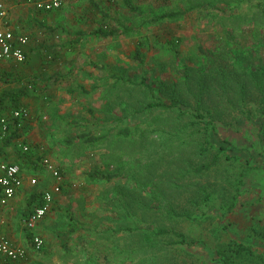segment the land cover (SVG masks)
<instances>
[{"label": "rangeland", "instance_id": "374dc122", "mask_svg": "<svg viewBox=\"0 0 264 264\" xmlns=\"http://www.w3.org/2000/svg\"><path fill=\"white\" fill-rule=\"evenodd\" d=\"M131 1L138 7L135 13L123 0L71 1L62 9L66 15L60 12L57 25L38 43L44 73L26 81L33 100L23 130L31 146L27 175L37 180L30 192L54 183L40 164L31 163L42 153L61 169L64 185L43 220L44 250L23 247L26 256L16 264H264V117L254 89H249L253 96L237 93L238 86L250 88L264 75V23L251 16L255 0L230 10L212 0ZM189 5L199 12L143 25ZM101 23L115 28L124 23L139 31L99 39L93 32ZM77 31L87 35L75 44ZM144 37L141 65L130 57ZM173 37L182 39L177 60L164 45ZM172 86L185 102L183 111L195 113L201 98L214 109L210 140L215 148L228 140L239 149L219 153L218 164L202 175L189 171V165L208 163L211 155L202 157L196 146L179 147L183 138L202 142V134L188 137L172 130L177 112L147 108L155 98L170 103ZM124 128L130 129L127 137L118 134ZM169 130L174 137L159 138ZM83 133L107 139L65 144ZM96 168L116 177L92 182L85 172ZM27 199L19 207L20 218L28 210ZM234 244L255 255L234 254Z\"/></svg>", "mask_w": 264, "mask_h": 264}, {"label": "trees", "instance_id": "16d2710c", "mask_svg": "<svg viewBox=\"0 0 264 264\" xmlns=\"http://www.w3.org/2000/svg\"><path fill=\"white\" fill-rule=\"evenodd\" d=\"M123 1H124V4L132 12L135 13L138 11V7L135 6L131 0H123ZM251 1L252 0H212V2L216 3L217 5H222V4L226 5L228 7V10L237 8L244 2L251 3ZM251 6H252V8L254 7V10H253L254 12L252 11V13H251L252 18L255 20L262 19L261 23H264V0H255V3ZM198 9L199 8H197L196 5H189L185 10L169 11V12L163 13V14H161V15L153 18V19L143 20L142 22H143V25H149V24L161 23V22H164L165 20H173V19H177V18H183L184 16H186V14L193 13L194 11L199 12ZM101 14L103 16V19L108 18V14L106 12L102 11ZM209 15H213V13H210ZM238 16H240V15H238ZM138 31H139V27L129 26V25H126L124 23H120L119 28H115L113 26L111 27V26H108L104 23L103 24L101 23L99 25V27L93 32V34L96 35L99 39L107 40V39H117L123 35L136 34ZM86 35H87V33L84 31L75 32V36H76L75 44L82 41L83 37H85ZM147 42H148L147 37H144L143 39H140L139 41H137L135 51L130 57L132 60L140 63L141 65H143L145 63V54L142 51V47ZM181 42H182L181 38L173 37L169 40H166V42L164 43L165 47L168 48L172 52L173 57L176 60L180 58ZM26 59H27V56H26ZM233 59L236 60L235 58H233ZM91 65L94 67H99L100 69H105V66H103V65H96V64H92V63H91ZM235 66H236V63L233 64L232 68H234ZM263 78H264V75L260 76V79L255 78L251 83H249L250 88H247L248 87L247 83H244L241 86H238L240 89L238 90L237 93L242 98H244L246 95H248V93L250 91L249 89H251V90L254 89V92L258 96L257 100H259V103H258L259 110L264 117V79ZM139 85L143 86L149 90H152V88L144 82H141ZM164 87L168 88V86H166V85ZM172 88H173V91L169 93L170 103L163 101L162 98H155L154 101L150 102L147 105V108H149L150 110H155V111H165L167 113L177 112L176 115H174V117H172L170 120L171 122L174 123L172 130L183 131V133L187 132L188 137H192L194 135L197 136L198 133L202 134V136H203L202 142L196 141V144H193L192 140L190 142H188L186 138H183L182 142L179 144L180 148H185L188 145L196 146L195 147L196 150L200 153V155L202 157H206V156L211 155L212 158H211L210 162H208V163H202V164H198L196 166L189 165V171H192L195 175H202L203 173L209 171L213 166L218 164V162L220 160L219 153H226L229 151H239V149H237L235 147V145H233L228 140H223L221 142V145L218 148H215L214 144L210 140V128L215 129L214 119H215L216 114L213 112L214 109L209 108L210 107L209 104L206 103L203 100V98H201L197 102V108H196V111H194L195 113L192 114L190 112L183 111L182 106L185 104V102L181 99L179 91L177 89L175 90L173 86H172ZM80 89H81L80 90L81 93L86 92V90H84V88H80ZM24 93H25V91L22 90L17 96H14V95H7V96L10 97L11 99H14L15 97H18L19 95H22ZM253 95L254 94L249 93V96H253ZM21 107H24V106H18L17 109L21 108ZM207 118H209V119L206 120ZM186 120L189 123L184 124V121H186ZM200 120L204 123V126H202V128H200L201 123H202ZM167 122H168L167 120L163 119L162 123L166 124ZM17 123L19 124V121L17 119H14V121L11 124L14 131L8 137L6 136L7 137L6 142H10V141H12V140H14L20 136L18 131H19V129H21V127L17 128ZM9 125H10V123H9ZM172 130H169L168 132H166V131L160 132L158 135L159 138H161L163 136H167V135L174 137V136H172L174 134V133H172ZM118 134L121 136L127 137L130 134V129L124 128V129L120 130L118 132ZM144 135H145V132L142 133V136H144ZM76 139H81L86 144L94 145L95 143L105 142L107 137L102 136V135L96 136L93 133H83V134H80L79 136L66 138L65 144L67 146H71V145H73V143ZM215 150H216V152H214ZM29 153L30 152H25V153L23 152V154H25L27 156H30ZM44 157L45 156L43 154L38 155L34 160L35 166L38 167V165L40 164L43 167L42 160ZM85 175L92 182H99L102 180L109 182V181H112L116 177L115 174H112L109 172H103L99 168H96L93 171H86ZM202 192L205 196V199L207 200L209 194H207V192H205L204 189H202ZM43 193H44V191H35L32 194V196L30 197L29 203H28V208L30 209L31 206L34 207L31 212H33L36 207L43 204ZM37 203H38V205H37ZM69 218H70V221H72L71 214H69ZM124 231L130 232L131 229L126 228ZM174 234L178 235L180 241L185 243V239H184V236L182 234H178V233H174ZM32 237H33V233H30V232L27 233V238H28V241L30 242V245H31ZM31 248L33 249L32 245H31ZM229 248H231V246H229ZM249 250L250 249L243 244H234L232 252L236 255H239L240 257L241 256L253 257L255 255L254 252H250ZM245 259H248V258H245Z\"/></svg>", "mask_w": 264, "mask_h": 264}, {"label": "crops", "instance_id": "0c3cea01", "mask_svg": "<svg viewBox=\"0 0 264 264\" xmlns=\"http://www.w3.org/2000/svg\"><path fill=\"white\" fill-rule=\"evenodd\" d=\"M0 3L5 6L7 11L6 16L0 18V29L12 31L15 35L18 36H27L29 39L28 43L24 47L27 56L25 62L19 63L13 60H5L0 63V118H7L8 122L10 123L9 132L5 136H2L0 133V160L19 165V167L21 168V176L23 178V186L21 187V189L17 192V194L9 202V204L0 210V233L6 235L15 246L25 247L28 249V251H30L31 245L28 241L27 233L30 232L33 233V235L36 234L42 237L44 234V227L46 226V222L43 220L45 218H48L51 212L50 211L49 214H47V216L39 222L34 231L27 230L24 224L25 219L30 215L34 207L31 206V208H28L27 211H23V216L21 218L19 216V207L21 205V202L24 199L28 198L26 204L28 207L29 199L34 193L30 192L31 179L28 178L26 170L27 166L30 164L31 157L23 154V152L25 153V151L22 150L23 146H28L29 151L27 152H30L29 154H31V146H29L25 142L26 135H24L23 132V130L27 126V123L31 119V116L29 120L22 123L21 129H19L18 131V133L20 134L18 138L10 142H6V138L14 131L11 125L14 121V118L12 117L13 111L16 110L18 106H24L21 108H26L32 103L33 99L28 90L32 87L31 85H28L26 81L28 80L29 76H39L40 74L44 73V70H42L41 67L42 62L39 60L38 55L40 52L38 43H43V40L45 39L43 35L46 34L45 31H49L57 25L58 19L62 17V15H60L59 13L63 12L65 9H62L70 2L64 4L61 9L52 12L37 10L34 6V0H0ZM64 12V15H66V10ZM37 80L38 78L34 79V81ZM22 90H24L25 93L19 95L18 97H15L14 99H11L7 96H17ZM17 128H20L18 123ZM42 154L44 155V153ZM47 158L50 160L49 157ZM31 163H33L34 167H36L34 161ZM54 166L57 167V169L63 176V172L61 171V169L57 165ZM43 171H47L45 167ZM49 177L47 176V178ZM52 178L49 179L47 183L52 184L54 179ZM55 182L56 181L54 179L53 185L55 184ZM53 185L48 190H51ZM63 185L64 176L61 192L63 189ZM60 193L54 195V202L51 209L55 208L56 199ZM5 263L16 264L19 263V261L12 262L0 257V264Z\"/></svg>", "mask_w": 264, "mask_h": 264}, {"label": "built area", "instance_id": "2783aa9c", "mask_svg": "<svg viewBox=\"0 0 264 264\" xmlns=\"http://www.w3.org/2000/svg\"><path fill=\"white\" fill-rule=\"evenodd\" d=\"M74 0H34L37 10L51 12L61 9L64 4ZM7 14L6 8L0 3V18ZM27 36L15 35L12 31L0 29V63L5 60H13L19 63L26 61L25 45L28 43ZM12 117L19 121V127L30 118V113L26 108H19L13 111ZM9 132V122L7 118H0V133L5 136ZM22 150L29 151L28 146H23ZM42 165L52 174L55 184L51 190L44 191L43 204L36 207L25 219L24 224L27 230L34 231L47 214L51 211L54 202V195L61 192L63 176L54 164L44 157ZM36 179H31L30 183L35 185ZM23 186L21 168L19 165L0 160V210L6 207ZM31 245L36 252L44 249V239L39 235H33ZM25 248L15 246L11 240L0 233V257L12 262L20 261L26 256Z\"/></svg>", "mask_w": 264, "mask_h": 264}]
</instances>
